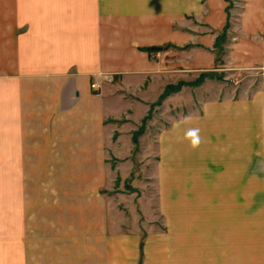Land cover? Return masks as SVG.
<instances>
[{"label": "rangeland", "instance_id": "rangeland-1", "mask_svg": "<svg viewBox=\"0 0 264 264\" xmlns=\"http://www.w3.org/2000/svg\"><path fill=\"white\" fill-rule=\"evenodd\" d=\"M1 1L0 264H264V175L253 158L255 127L247 128V157H240L233 136L227 144L221 139L229 123L224 103L254 102L260 80L243 79L238 63L229 68L228 33L217 39L212 71L179 81L176 91L151 105L138 124L129 163L108 160L121 165L122 174L105 175L98 193L112 213L115 209L113 226L135 238L97 239L93 223L86 230L80 221V194L90 193L80 190L86 183L78 172L81 160L56 158L57 144L48 133L47 94L40 91L47 86V63L36 61L26 21L32 0ZM39 1L46 7L47 0ZM229 2L232 16L239 4ZM151 50L159 56L175 51L167 45ZM242 82H250V94L243 93ZM209 100L220 102L213 111L215 126H194L192 117H204L202 106ZM229 111L237 119L241 107ZM181 120L186 122L177 127ZM161 134L168 137L165 146ZM128 166L133 170L126 174Z\"/></svg>", "mask_w": 264, "mask_h": 264}, {"label": "crops", "instance_id": "crops-1", "mask_svg": "<svg viewBox=\"0 0 264 264\" xmlns=\"http://www.w3.org/2000/svg\"><path fill=\"white\" fill-rule=\"evenodd\" d=\"M229 3V0H47L46 7H41L39 0L30 2L32 11L26 21L32 30V52L38 56V63H47L44 71L47 86L40 91L47 94L48 133L57 144L56 158L81 160L78 172L85 176L86 183L80 190L90 193L80 194V221L83 225L85 222L86 230L93 223L91 228L97 239L135 238L133 232L125 233L128 229L113 226L118 219L115 209L112 213L111 206L98 193L104 186L105 175L113 170L122 174L123 167H115L108 160H127L136 154L133 145L139 135L138 124L151 105L167 85L195 80L212 71L217 39L226 32L225 43L229 48H225L224 59L229 68L238 63L245 71L243 79L260 81L254 102L241 99L234 104L229 99L224 103L228 112L224 120L229 123L223 126L227 136L221 139L226 143L228 135L233 136L244 152L240 157H247V128L255 127V131H250L255 134L253 158L259 160L264 175V0H238L232 16ZM166 45L175 51H165L159 56L150 49ZM178 52L181 54L173 55ZM44 55L46 59L41 60ZM100 74H113L114 79L95 90L91 84ZM249 83L241 84L246 95L252 91ZM217 105L220 102L209 100L202 106L205 116H193L191 123L200 126L201 122L210 129L215 123L213 111ZM232 106L241 107L237 119H232L229 111ZM38 111L39 117H45L42 107ZM35 113L33 110L34 116ZM183 121L177 122V127L186 122ZM232 127L235 130L231 132ZM160 137L161 143L167 145L168 137L164 134ZM127 170L126 174L132 173L133 168L128 166ZM87 216L92 220L89 223ZM87 244L85 241L86 248Z\"/></svg>", "mask_w": 264, "mask_h": 264}, {"label": "built area", "instance_id": "built-area-1", "mask_svg": "<svg viewBox=\"0 0 264 264\" xmlns=\"http://www.w3.org/2000/svg\"><path fill=\"white\" fill-rule=\"evenodd\" d=\"M114 79L113 74H100V76L94 80L91 84L92 88L95 90H100L102 83L105 81L111 82Z\"/></svg>", "mask_w": 264, "mask_h": 264}, {"label": "trees", "instance_id": "trees-1", "mask_svg": "<svg viewBox=\"0 0 264 264\" xmlns=\"http://www.w3.org/2000/svg\"><path fill=\"white\" fill-rule=\"evenodd\" d=\"M155 48H158V47H152L150 49H155ZM181 83H183V82H179L178 84H169V85H167V87L165 88L164 92L160 95L159 100H163L172 91H176L180 87ZM141 129H143V127H141L140 130ZM136 141H137V139L135 138V142Z\"/></svg>", "mask_w": 264, "mask_h": 264}, {"label": "clouds", "instance_id": "clouds-1", "mask_svg": "<svg viewBox=\"0 0 264 264\" xmlns=\"http://www.w3.org/2000/svg\"><path fill=\"white\" fill-rule=\"evenodd\" d=\"M192 143L195 145L196 143H198V137L194 138Z\"/></svg>", "mask_w": 264, "mask_h": 264}]
</instances>
